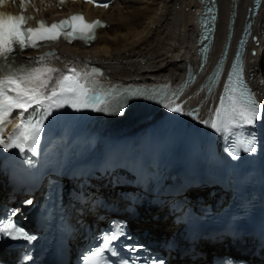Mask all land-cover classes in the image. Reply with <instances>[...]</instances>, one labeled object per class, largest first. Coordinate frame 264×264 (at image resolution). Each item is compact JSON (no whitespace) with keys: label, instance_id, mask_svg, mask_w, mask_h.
<instances>
[{"label":"snow or ice","instance_id":"1","mask_svg":"<svg viewBox=\"0 0 264 264\" xmlns=\"http://www.w3.org/2000/svg\"><path fill=\"white\" fill-rule=\"evenodd\" d=\"M27 2L28 0H21L22 5ZM63 2L64 0H61V3ZM87 2L95 3V0H87ZM3 3L4 0H0V4ZM97 6L108 7L109 5L104 3L97 4ZM30 19L32 17L23 14L13 15L0 12V71L4 72L3 77L0 78V144L4 147L18 148L21 152L25 149L31 150L39 143L44 123L48 117L55 110L65 106L76 110L91 108L97 112L118 111L122 114L124 104L121 103L113 108V100L120 97L125 100L145 97L156 100L172 112L183 111L182 105L175 102L176 94L169 96L152 90L151 96H145L148 91L145 89H126L122 92L117 89L105 90L98 81L93 79L97 73L102 75L99 69H93L91 73L81 75L74 68H69L68 74L61 75L49 91L48 85L53 79L52 73L60 70L48 67L15 66L14 56L26 49L38 48L39 41L55 42L61 36L69 42L74 39L90 42L96 38V28L105 27V25L100 21L87 23L82 15H73L50 26L40 21L38 27L29 28L26 27V23ZM44 59L45 57L41 56L32 62L40 63ZM236 75L237 81L233 83L230 79L229 84L225 86L224 95L220 98L214 115L209 120L201 121L217 132L229 131L233 126L253 125L261 118V106L250 90L239 86L240 77L238 73ZM14 110H21V123L5 142L3 139L4 125L10 122L8 118ZM24 113H28V116L25 117ZM245 151H255L252 141H248ZM26 203L30 204L31 201L28 200ZM0 234L12 239H35L11 220L0 224ZM117 238L118 234L115 233L106 236L104 247L107 248ZM130 250L136 251L137 249L135 246H130ZM102 260L103 249H100L92 254L88 264H102Z\"/></svg>","mask_w":264,"mask_h":264},{"label":"bare ground","instance_id":"2","mask_svg":"<svg viewBox=\"0 0 264 264\" xmlns=\"http://www.w3.org/2000/svg\"><path fill=\"white\" fill-rule=\"evenodd\" d=\"M247 3L248 0L239 1L236 23L238 29L234 41L243 26ZM81 7L90 12L91 17H103L109 22V26L99 31L98 38L91 46L78 42L60 46L58 56L51 59L50 64L68 67L85 62L99 63L110 76L129 80L137 76L145 79L174 75L181 69L185 58L191 56V37L195 30L193 20L196 19L198 0H115L107 9H89L85 5ZM69 8H72V5ZM66 9L68 7L52 10L48 14L67 15ZM228 9L227 0H222L219 29L221 34L229 17ZM259 19L262 31L264 12L260 13ZM262 37L264 38V35ZM262 50L260 58L250 56L249 68L264 100V44ZM26 55L29 54L19 53L17 57L22 59ZM132 129L133 126H122L117 130L125 132ZM133 227L149 228L154 234H168L174 228L167 218L157 220L151 215L134 219ZM200 245L206 252L215 250L220 255L230 253L220 244L202 241ZM192 262L194 261L191 259L184 260L185 264Z\"/></svg>","mask_w":264,"mask_h":264},{"label":"water","instance_id":"3","mask_svg":"<svg viewBox=\"0 0 264 264\" xmlns=\"http://www.w3.org/2000/svg\"><path fill=\"white\" fill-rule=\"evenodd\" d=\"M207 5H210V1L207 2ZM211 11V7H209V9L206 11L207 14H210ZM207 19H209V16L207 17ZM208 26V25H207Z\"/></svg>","mask_w":264,"mask_h":264}]
</instances>
